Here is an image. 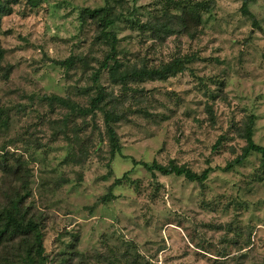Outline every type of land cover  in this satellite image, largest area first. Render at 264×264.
<instances>
[{
	"label": "rangeland",
	"instance_id": "obj_1",
	"mask_svg": "<svg viewBox=\"0 0 264 264\" xmlns=\"http://www.w3.org/2000/svg\"><path fill=\"white\" fill-rule=\"evenodd\" d=\"M108 3L122 72L175 59L187 70L124 83L101 70L95 82L110 47L82 11L106 0L11 5L0 15V112L9 124L0 131V205L23 194L14 168L25 165L47 264H264V161L254 153L225 170L242 156L252 120L264 146V0H250V17L241 0ZM100 88L120 117L124 157L112 159L103 113L48 100L86 108ZM132 159L211 172L190 182Z\"/></svg>",
	"mask_w": 264,
	"mask_h": 264
},
{
	"label": "trees",
	"instance_id": "obj_2",
	"mask_svg": "<svg viewBox=\"0 0 264 264\" xmlns=\"http://www.w3.org/2000/svg\"><path fill=\"white\" fill-rule=\"evenodd\" d=\"M20 1L0 0V15L10 13L12 11L11 5H15ZM106 1L107 4L104 7L97 9L86 8L82 11L83 20L86 22L92 20L99 30V38L107 41L110 47V52L101 65L100 71L95 75V82H98L101 70H107L114 83H124L131 79L138 82L163 81L187 70V62L184 59H175L158 69L144 68L133 73L122 72L123 63L118 57L119 40L116 32L113 30L118 20L113 16L108 0ZM241 1L242 14L248 17L252 16L249 10L250 0ZM27 2L31 8H36L40 5L41 0H27ZM164 28L165 32L170 31V28L166 25ZM105 99V91L103 88H100L97 95L91 100L89 107L86 108L70 103L60 97H51L48 100L67 106L71 111L83 116H96L97 112L103 113L112 159L117 155L124 157L119 136L114 127L119 122L120 117L105 107ZM8 126V120H3L2 112H0V131L8 128ZM245 138L247 145L243 149L242 156L233 163H230L225 170H230L235 165L243 163L244 160L254 153L260 155L264 161V146L256 144L253 140V120L246 130ZM132 163L135 166L144 167L153 175L156 173L164 176L175 175L184 177L190 182L203 183L208 179L211 172L210 169H207L202 174H197L188 167L180 166L174 162L164 166L157 162L149 164L132 159ZM23 166L25 165L21 164L14 168V174L22 181L23 194L17 190L12 191L6 203L0 205V264H47L42 217L41 214L33 211L26 201L27 197L24 195V192L28 190L29 185H27L28 182L24 175ZM120 182L118 180V183ZM108 199V196L104 198V200ZM69 260H64V264L66 262L68 264Z\"/></svg>",
	"mask_w": 264,
	"mask_h": 264
}]
</instances>
